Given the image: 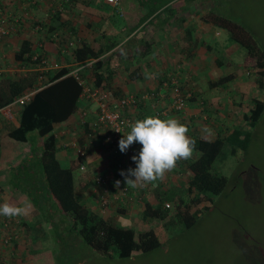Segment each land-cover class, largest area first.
I'll list each match as a JSON object with an SVG mask.
<instances>
[{
    "label": "crops",
    "instance_id": "0c3cea01",
    "mask_svg": "<svg viewBox=\"0 0 264 264\" xmlns=\"http://www.w3.org/2000/svg\"><path fill=\"white\" fill-rule=\"evenodd\" d=\"M152 2L157 1L119 0V4L114 5L106 0H74L58 19L53 13L57 2L53 0H0V13L8 18L12 28L0 41V81L8 76H18L23 71L35 67L23 65L15 56L23 43L30 42L32 50L37 49L41 53V62L35 64L40 72L54 73L61 68L69 67V75L75 76L77 69L89 63L92 67L80 71L82 79L95 85L97 75H102L104 78L102 85L114 97L140 95L145 91L156 90L163 97L162 105L161 100L159 105L166 109L165 118H177L189 129L209 139L216 137L215 131L220 130V126L224 127L222 138L229 135L232 131L223 124V119L227 116L232 117L231 115L239 117V106H242L244 95L249 88L250 78H247L250 77L249 71L244 65L247 54L245 47L235 42L226 45L229 41V33L205 20L208 10L204 0H195V2L170 0L159 9L156 4L154 12L145 16L146 10L152 8ZM147 3L150 4L149 7L144 6ZM143 16L145 19L140 22ZM222 32L225 34L223 35ZM90 51L102 53L92 58ZM237 61L244 69L237 67ZM176 77L184 87L183 91L193 96L184 113L170 109L172 92L164 88L167 82L164 81L165 79ZM225 77L227 78L221 86L212 85L214 81H221ZM200 103L209 105L212 110L211 116L207 117L205 113L201 115ZM41 104L39 102L38 114H35L32 120L37 123L39 129L52 121L50 110ZM85 104L82 101L79 110ZM79 110L69 119L52 124L53 128L49 135L58 132L60 134L57 139L59 143H56V146L60 147L58 157L63 165H69V162L73 161L72 158H78L75 151L68 150L71 142L74 141L72 139L77 137L76 141L79 144L82 140L83 144L80 145L85 147L86 155L81 159V164L87 166V171L79 170L75 175L76 190L82 196L83 203L104 218H111L125 227H133L131 222L137 210L135 208L140 207V203H144L145 206L143 199L151 198L155 187L160 186L161 183L164 185L167 183V188L182 187L177 185L178 178L189 172L182 165L179 166V162L174 170L165 174L161 182L158 179L153 183L135 187V194L140 192V200L138 196L134 199L133 214L129 210L132 205L129 206L131 201L128 199L126 204L115 206L112 204L110 210L101 213L98 198L100 191L94 185V177L113 171L117 162L104 142V134L108 132V128L102 127V133L97 136L99 128L96 125L97 110L89 111L94 115L89 116L84 123L78 119ZM152 112L153 107L148 104L141 113L146 116L151 115ZM20 117L9 121L0 111V202L2 204L8 199V195H5V199L2 198L4 191H7V194L12 193L8 184L10 166L22 154L28 153L32 145L31 140L36 135L38 136L36 144L42 145L45 141L44 137H40L39 130L31 132L20 125ZM241 127L239 125L234 128ZM21 128L28 137L25 132L23 137H18L22 134ZM90 131L91 133H88ZM226 150L229 151L225 153ZM238 151L233 153L230 144L226 143L224 153L219 155L215 163L228 159ZM195 155L196 153L193 152L192 156ZM180 179L181 183L186 182L183 181L186 178ZM152 203L157 204V201L153 200ZM20 207L27 209L26 213L21 215L27 222V229L25 227L20 241L11 248L0 246L3 250L1 257L8 255V259L11 256L13 261L17 260L20 250L30 257L32 253L50 249L46 246L37 249L31 242L36 236L35 229L40 223L36 220L37 214L41 223H45L41 212L24 196H21ZM122 209L126 211L123 212ZM141 210L143 211V208ZM45 225L46 223L43 226ZM46 226L50 228L49 224ZM47 236L45 242L49 243Z\"/></svg>",
    "mask_w": 264,
    "mask_h": 264
},
{
    "label": "trees",
    "instance_id": "16d2710c",
    "mask_svg": "<svg viewBox=\"0 0 264 264\" xmlns=\"http://www.w3.org/2000/svg\"><path fill=\"white\" fill-rule=\"evenodd\" d=\"M58 1L61 3L62 10L54 13V16L59 19L60 15L72 5L74 0ZM156 1L155 3H153L154 1L152 2L150 10L149 8L146 10L145 16L154 12L156 4L157 9H159L170 0ZM193 1L195 2V0ZM204 4L208 10L205 20L213 23L218 28L225 29L229 33L231 43L235 42L245 47L247 54L244 65L248 70L257 69L259 71L261 76L259 83L260 86H263L264 47L257 37L252 34L251 29L247 25L238 22L237 18L230 17L228 15L229 10L225 9V12L221 10L215 11L214 9H218L214 6L216 4L215 0H204ZM144 6L149 7L150 4L147 3ZM145 16L141 18L140 22L145 19ZM35 51L32 50L30 42L23 43L15 55L16 59L23 65L27 64L29 65L28 67L34 65L35 67L23 71L18 76H8L0 81V110L26 91L38 90L30 101L18 108L15 116H21L20 125L31 132L36 129L39 130L40 137L45 138L44 143L38 145L36 144L38 137L36 135L31 140L32 145L28 153L22 154L10 166L8 184L12 189V193L9 194L5 202L20 207L21 196L29 199L34 207L41 212L45 223L50 225L51 229L49 228V232L51 236L55 235L53 237L56 243L62 244L61 241L70 240L74 244L82 241L101 257L107 259H114L116 256L129 258L136 253H151L168 242L170 235H172L170 226L173 227L174 233H176L179 225L184 226L186 229H191L196 225L200 214L208 207L212 199L218 195L225 194L229 178L214 172V164L219 155L224 153L226 143L230 144L233 153H236L239 149L248 150L252 134L251 131L242 130L245 129L244 126L234 128L229 135L223 138V128L220 126L221 129L215 131L216 137L212 139L200 136L199 132L196 133L193 129H189L188 135L196 141L194 150L196 155L190 159H182L179 161L180 163L178 162L179 166L182 165L190 173L187 189L189 196L188 198L185 197L181 187H179L180 189L177 186L167 188V183L166 185L161 183L160 186L155 187L152 190L153 196L146 200L141 212L144 220L148 222H153L151 221L152 219L157 220L149 230L125 227L111 218H104L99 213L89 209L83 203L82 196L76 190L75 171L78 167L80 168L82 165L81 159L85 156H79L77 159L72 158L73 161L69 162V165H63L58 157L60 147H58L59 145L56 146L57 137L55 133L49 135L53 128L52 124H58L69 119L79 110L82 103L81 94L84 88L74 75H69V67L61 68L54 73L40 72L35 64H39L42 57L37 49ZM101 53V51H92L90 54L92 58H96ZM35 54L39 56L34 61ZM44 76L45 78H43ZM226 78L221 81H214L212 85L221 86ZM164 81H167L165 82L166 88L170 89L171 92L177 87L180 90V94L186 97V106L182 111L171 109L174 112L184 113L193 96L183 91L184 87L181 86L177 77L165 79ZM102 82H104L103 76L97 75V83L95 85L101 86ZM39 102L42 103V106L49 109L52 115V121L41 129H39L36 122H32L34 115L38 114ZM199 108L202 110V116L203 113L207 117L211 116L212 110L209 105L200 103ZM263 113L264 101L257 99L251 104L249 112L242 118L246 119L247 123L253 127L260 121ZM23 132L25 131L22 129V134L18 137H23ZM88 133H91V131ZM25 134L28 137L26 132ZM81 139H83L82 135ZM80 144H83L82 140ZM82 147L85 149L84 146ZM68 150L70 152L75 151L72 144H70ZM130 157L132 158V156ZM121 159L122 155H120L118 164ZM129 161L134 169L136 163L132 159ZM119 177H116V181L119 180ZM159 181L161 182L162 179H159ZM130 190L135 195L134 188L131 187ZM153 200L157 201V204H153ZM168 202L171 203V207H166ZM122 211L125 212L126 210L122 209ZM5 218V222L15 224L14 228L19 231V237H21L23 230L25 227L27 229L28 226L24 218L21 215L14 217L13 220ZM2 223L3 221L0 220V229H5ZM29 229L31 232V228ZM53 230L55 232L52 233ZM19 241V239L17 240L13 237L12 246ZM67 246L70 247L71 245ZM30 257V264H43L45 259L48 260V264H63L64 262L70 264L68 260L56 257L52 250L32 253Z\"/></svg>",
    "mask_w": 264,
    "mask_h": 264
},
{
    "label": "rangeland",
    "instance_id": "374dc122",
    "mask_svg": "<svg viewBox=\"0 0 264 264\" xmlns=\"http://www.w3.org/2000/svg\"><path fill=\"white\" fill-rule=\"evenodd\" d=\"M215 1L214 6L218 8L214 9L215 11L229 10L228 15L247 25L264 47V0ZM230 42L229 40L226 45H229ZM234 60L236 61V59ZM239 66L240 69H244L237 61V67ZM249 76H247L250 78L249 88L244 95L242 106H239V117L231 115L232 117L227 116L223 119V124L228 126L229 130L240 125L245 128L242 130L251 131L252 136L248 150L239 149L237 154L214 164L213 171L227 176L229 183L225 194L212 199L208 207L200 214L194 227L186 229L179 225L174 234V229L170 226L172 235L168 242L151 253H136L129 258L116 256L114 259H107L101 257L82 241L74 244L70 240L61 241L62 244L56 243L53 237L55 235L51 236L49 228L46 226L48 224L43 226L45 223H41L40 216L37 214L36 220H39L40 223L35 229L36 236L33 237V241L31 239L35 248L50 247L48 250L54 251L56 257L64 258L70 264H264V113L257 125H253V127L247 123L246 119L242 118L249 112L254 100L264 101V85L260 86L261 76L257 69L250 70ZM262 82L264 83V78ZM84 108L95 111L97 103H86ZM91 115L94 113H89L86 119L88 120ZM162 118L165 116L163 115ZM78 119L80 118L78 117ZM55 135L58 139L60 134L58 132ZM76 138L72 140L75 141ZM79 170L78 167L75 173ZM189 175L190 173L180 177L186 178L187 180L182 179L186 182L181 183L180 178L177 182L179 183L177 185L182 186L181 189L186 198L189 196L187 190ZM3 195L4 199L5 195L9 196L7 191H4ZM137 196L140 200V192L133 196L129 204V206L132 205L129 207L132 214L135 208L133 201ZM146 200L143 199V202ZM0 204L2 203L0 202ZM140 208H144V203H140V207L135 208L137 210L134 212L135 216L132 218L131 224L137 230H149L157 220L155 219L153 222L144 220ZM4 218L5 216L0 215V220ZM38 222L36 221V224ZM53 232L55 231L53 230ZM48 233L49 236H47ZM46 236L50 240L49 243L45 242ZM20 238L18 237L19 240ZM9 257L8 259V255L4 258L2 256L0 264L12 263L13 259L11 256ZM13 262L14 264H30L31 257L29 254L21 253L20 250L17 260ZM43 264H48V260L45 259Z\"/></svg>",
    "mask_w": 264,
    "mask_h": 264
},
{
    "label": "built area",
    "instance_id": "2783aa9c",
    "mask_svg": "<svg viewBox=\"0 0 264 264\" xmlns=\"http://www.w3.org/2000/svg\"><path fill=\"white\" fill-rule=\"evenodd\" d=\"M54 1H57V5L55 8H53V13H56L57 11L62 10V8L61 3H59L58 0ZM106 1L114 5L119 4V0ZM10 30H12V28L9 26L7 18L0 13V41L10 32ZM90 67H92V65L89 63L85 64L81 68L77 69L74 73L75 77L79 80L80 84L84 88L83 93L81 94V99L85 103H97L96 125L99 127L97 130V136L102 133V127L108 128V132L104 134V142L110 148V151L116 162H118L120 155H122L121 162H119V164L117 163L113 171L111 170V172L96 175L94 177V185L100 191V212L105 213L106 211L110 210V208H112V204H114V206L121 203L126 204L127 199L128 201H131L134 196V194L131 193V187L127 186L124 182V176L119 177V175L122 170L126 172L129 168H132L129 161L131 159L130 156L138 155L142 146L139 143H134L127 149L126 152H121L119 148L120 139L123 137V135H126L128 132H130V126L132 123L138 119H143L148 116L142 115L141 113L148 104L153 107V112L151 115H158L161 118L163 115H166V113H164L166 109L159 105L160 100L162 105L163 97L156 90L145 91L140 95L130 94L116 98L105 86L89 84L86 80L82 79L80 76V71ZM166 86L167 85L165 84L164 88H166ZM37 91L38 90L26 91L13 102L3 107L1 110L3 115L9 121L13 120L16 117L15 115L17 114L18 108L30 101ZM170 98V109L173 108L182 111L185 108L186 97L180 94V90L177 87L173 89ZM88 113L89 110L84 107H81L79 110L78 117L83 123L87 120L86 117L88 116ZM72 146L74 147L78 157L86 155L85 149L76 140L73 141ZM80 170L82 172H86L87 166L82 164L80 166ZM116 177H119V180L121 181L119 188L115 186ZM166 207H171V203H166ZM13 218L14 217L10 218V220H13ZM5 220L6 218L2 220V225L4 224L3 226L5 229H0V245L7 247L12 244L13 237L18 239L19 231L14 228V223L9 224L5 222Z\"/></svg>",
    "mask_w": 264,
    "mask_h": 264
},
{
    "label": "clouds",
    "instance_id": "9594fccd",
    "mask_svg": "<svg viewBox=\"0 0 264 264\" xmlns=\"http://www.w3.org/2000/svg\"><path fill=\"white\" fill-rule=\"evenodd\" d=\"M8 24L10 26L9 22ZM38 56L34 55V61ZM248 71L250 73V70ZM188 133V126L177 118L148 115L132 123L130 132L120 139L119 148L121 152H126L134 143H139L142 147L138 155L131 158L136 167L129 168L127 172L123 170L120 172V175L125 177L126 185L135 188L163 179L167 172L176 168L180 160L190 159L196 141ZM120 184V180L115 181L117 188ZM26 210L25 207L14 206L8 202L0 204V215L9 218L24 215ZM7 247L11 248L12 244ZM2 251L1 249V253Z\"/></svg>",
    "mask_w": 264,
    "mask_h": 264
}]
</instances>
